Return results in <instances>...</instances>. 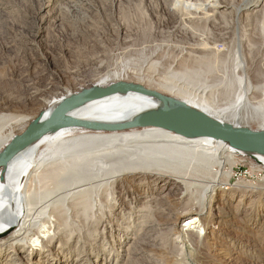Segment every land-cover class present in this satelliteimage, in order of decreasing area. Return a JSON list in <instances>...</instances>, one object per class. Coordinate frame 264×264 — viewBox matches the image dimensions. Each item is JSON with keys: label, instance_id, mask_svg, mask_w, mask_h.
Wrapping results in <instances>:
<instances>
[{"label": "rangeland", "instance_id": "rangeland-1", "mask_svg": "<svg viewBox=\"0 0 264 264\" xmlns=\"http://www.w3.org/2000/svg\"><path fill=\"white\" fill-rule=\"evenodd\" d=\"M153 52L177 59V69L208 60V81L237 77L244 88L256 78L262 83L264 0H0V103L9 112L33 119L45 102L90 86L106 71L121 70L135 82L146 75ZM224 81L210 96L185 87L196 99L224 107ZM262 95V89L243 95L236 112L250 110ZM241 118L251 126L240 125L259 129L250 116ZM233 174L231 183L254 179L244 164ZM96 188L84 211H68L64 226H51L49 250L6 251L0 264H264V201L255 193L225 189L210 198L202 186L140 184L135 190L113 180ZM200 206L210 207L212 222L199 252L178 230L198 216L179 215Z\"/></svg>", "mask_w": 264, "mask_h": 264}, {"label": "bare ground", "instance_id": "bare-ground-1", "mask_svg": "<svg viewBox=\"0 0 264 264\" xmlns=\"http://www.w3.org/2000/svg\"><path fill=\"white\" fill-rule=\"evenodd\" d=\"M110 32L108 28L107 33ZM108 34L102 37L107 39ZM148 55L151 59L149 70L144 77L134 79L135 82L172 94L220 121L228 119L233 124L251 126L241 118L250 116L257 122V127L264 129L262 79L256 78L246 88L237 77L227 78L226 82H216L217 79L208 81L203 78L210 67L206 59L196 66L182 65L177 69L175 58L166 60L164 55L158 56L155 52ZM21 57L24 56L20 55L13 63L11 76L15 74L17 65H21ZM173 63L177 66L174 67ZM125 79L121 70L106 71L92 80L91 85H106ZM234 80L239 84L235 86ZM223 81L226 83L221 92L226 103L224 107L196 99L185 87L189 85L193 90L210 96L217 86L223 85ZM177 83L182 86H177ZM241 89H244V94H241ZM260 89L263 94L261 100L242 115L237 113L236 110L242 106V96ZM70 93L67 91L45 102V116L60 98ZM156 104L152 97L128 92L88 101L70 111L69 115L79 120L117 122ZM30 119L9 112L0 103V151ZM243 164L248 165L254 179H240L231 183L234 169ZM105 180L131 184L135 190H141L140 184H178L188 191L191 186H202L206 190L204 194L208 193L210 198L229 189L232 194L255 193L264 201V156L255 155L252 158L219 140L187 138L157 127L110 132L67 126L48 132L19 150L4 167H0V254L12 251L28 252V256H32L49 250L51 246H48L53 241L49 236L51 226H64L68 211L76 214L81 209L84 211L90 198L98 192L97 184ZM210 210L208 206H200L179 215L182 218L190 213L198 216L207 213L201 217L203 226L200 224L201 218L193 216L185 219L178 230L182 241H190L199 252L204 250L202 237L210 238V232H207L212 222Z\"/></svg>", "mask_w": 264, "mask_h": 264}, {"label": "water", "instance_id": "water-1", "mask_svg": "<svg viewBox=\"0 0 264 264\" xmlns=\"http://www.w3.org/2000/svg\"><path fill=\"white\" fill-rule=\"evenodd\" d=\"M128 92L152 97L157 104L117 122L79 120L69 115L70 111L88 101ZM46 111L45 107L41 109L26 128L0 151V167H4L15 153L44 134L67 126L110 132L157 127L187 138L207 137L219 140L252 158L255 155L264 156V129L220 121L181 99L134 81L116 80L106 85L94 83L60 98L47 116Z\"/></svg>", "mask_w": 264, "mask_h": 264}]
</instances>
